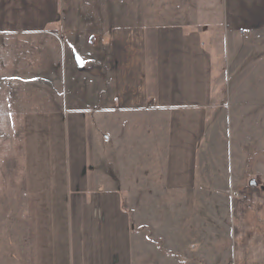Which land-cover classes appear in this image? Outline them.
Masks as SVG:
<instances>
[{
    "label": "crops",
    "instance_id": "crops-1",
    "mask_svg": "<svg viewBox=\"0 0 264 264\" xmlns=\"http://www.w3.org/2000/svg\"><path fill=\"white\" fill-rule=\"evenodd\" d=\"M225 3L219 31L230 45L264 34V0ZM114 4L0 0V35L40 41L60 93L38 95L35 112L21 95L20 115L7 102L45 156L0 175V264H189L178 258L191 204L201 200L208 216L198 229L218 236L210 201L230 199V186L240 194L228 207L232 256L264 264V184L218 173L228 166L216 145L229 104L223 45L211 47L199 22L137 25L135 5Z\"/></svg>",
    "mask_w": 264,
    "mask_h": 264
},
{
    "label": "rangeland",
    "instance_id": "rangeland-1",
    "mask_svg": "<svg viewBox=\"0 0 264 264\" xmlns=\"http://www.w3.org/2000/svg\"><path fill=\"white\" fill-rule=\"evenodd\" d=\"M136 1L137 4L135 0H115L114 5L126 10L133 9L135 5L137 25L142 24L141 21H151L152 24L199 22V29L215 39H207L211 47L221 48L223 45V57L227 65L224 76L229 104L225 108L226 121L224 123L223 119L221 122V141L216 145L218 153L220 152L218 159L223 163L227 161L228 166L227 169L219 168L218 173L222 182L235 180L248 185L257 179L264 184V34L260 32L252 40H241L230 45L225 34L219 31L227 0ZM23 42L15 36L0 35V175L24 174L29 160L45 156L44 152L37 150V137L21 135L26 121L10 118L11 109L7 104L9 99H14L13 110L20 115L21 110L17 104L19 101L15 99L21 95L29 97L30 112H35L38 108V95L53 97L52 99L60 95L59 91L54 92L50 87L48 73L42 69L47 63L45 47L38 52L40 41ZM232 51H235L234 54ZM54 58L55 56L52 59ZM25 64H30V67L27 68ZM230 67L232 70L234 68L232 75ZM19 68H27V71H16ZM220 84L218 87L222 85ZM41 91H45V94ZM61 93L67 96L65 91L61 90ZM20 99L21 97L18 100ZM235 117H238L237 134ZM224 184L218 187H223ZM228 191L231 194L230 199H222L216 203L210 201L221 216L219 233L215 237L210 231L198 229L199 225L206 224L208 216L203 202L195 197L188 213L190 233L188 242L185 241L187 248H184L182 256L179 255L180 262H186L189 255V264H237L230 250L231 245L228 246V215L240 194L231 186ZM153 204L159 208L165 206L166 201H153ZM194 229L198 231L194 232ZM214 239L216 243L213 247ZM166 250L170 253L169 256L173 254L172 256L177 257L175 250ZM259 259L264 262L262 256Z\"/></svg>",
    "mask_w": 264,
    "mask_h": 264
},
{
    "label": "water",
    "instance_id": "water-1",
    "mask_svg": "<svg viewBox=\"0 0 264 264\" xmlns=\"http://www.w3.org/2000/svg\"><path fill=\"white\" fill-rule=\"evenodd\" d=\"M77 59L81 62V59L79 57H77ZM83 64V63H82Z\"/></svg>",
    "mask_w": 264,
    "mask_h": 264
}]
</instances>
